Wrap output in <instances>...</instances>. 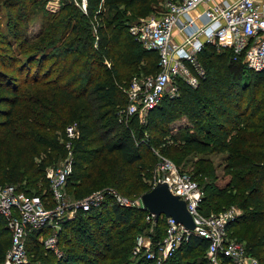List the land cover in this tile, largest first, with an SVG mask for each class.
I'll return each mask as SVG.
<instances>
[{"label": "trees", "instance_id": "16d2710c", "mask_svg": "<svg viewBox=\"0 0 264 264\" xmlns=\"http://www.w3.org/2000/svg\"><path fill=\"white\" fill-rule=\"evenodd\" d=\"M0 1L10 13L18 6L12 17L8 15L7 32H0V102L6 106L0 109V131H5L0 144L2 178L9 177L18 182L25 179L26 185H31L35 192L39 190L37 181L45 166L57 159L56 152H64L56 131L63 132L70 120L75 121L79 132L73 140L72 172L67 179L68 187L75 186V198L89 194L102 181L103 171L94 180H90L89 175L97 170L103 154L115 153L128 167V176L133 177L126 192L130 195L135 194V189L141 192L147 189L138 172L142 165L149 169L154 162V148L172 158H177L182 148L225 153L223 171L229 175V181L223 187L205 183L201 209L204 213L217 212L236 203L243 212L228 222L227 230L245 241L248 253L258 256L264 264V71L245 68L240 61L232 59L229 48L206 44L197 55L206 71L198 87L194 89L177 80L179 96L165 95L148 111L175 105L185 94L192 95V99L184 96L182 100L187 104H182L181 109L186 113L192 131L185 126L183 135H175L167 126L151 128V114L145 124L139 122L137 114L120 118L118 110L128 101L122 87L133 76L136 64L142 59L155 58L153 67L149 66L153 71L157 69L158 60L154 50L138 47L128 32V25L119 17L104 20L103 12L98 8L101 0H87L86 12L68 0L62 1L55 13L43 8L47 23L39 36L45 38L38 45L29 47V54L23 61L14 53L16 49L12 43L21 38L17 47L23 48L31 38L20 29L28 17L27 6L35 5L37 0L22 4L19 0ZM104 1L109 2L107 7L110 9L118 2ZM121 1L132 2V8L146 16L157 0ZM44 3L45 0H41L37 8ZM119 12L122 15L125 8ZM32 13L34 10L30 11ZM84 18H87V24L82 21ZM97 19L103 22L94 25ZM89 23L94 25V34ZM34 49L36 52L32 51ZM148 130L153 134L151 131L148 134ZM146 133L148 141L144 140ZM3 142L8 143L5 149L17 144L18 154L3 153ZM36 156L41 157L38 164L34 162ZM201 160L196 172L213 178L212 164ZM136 162L138 171H131V165ZM123 178L119 174L117 181L121 183ZM144 214L142 208L123 207L106 197L101 204L88 210L80 209L74 218L60 222L56 240L63 256L57 257L53 250L37 241L43 229L30 230L26 246L41 264H154L143 256L131 261L128 258L135 242L132 233L139 228ZM161 220L163 218L159 217L157 222L162 227ZM0 233L2 260L10 243V233L1 217ZM162 233L163 228L157 236ZM207 245V239L192 234L167 258V264H183L184 253L204 252ZM205 261L201 258L185 264H205ZM220 264L235 263L221 256Z\"/></svg>", "mask_w": 264, "mask_h": 264}, {"label": "built area", "instance_id": "2783aa9c", "mask_svg": "<svg viewBox=\"0 0 264 264\" xmlns=\"http://www.w3.org/2000/svg\"><path fill=\"white\" fill-rule=\"evenodd\" d=\"M128 32L144 48L154 50L158 61L154 73L141 78L132 76L123 88L128 101L120 110L126 116L137 114L140 118L153 109L163 96H177V80L197 87L206 76L205 68L197 57L206 44L229 48L232 59L240 61L245 68L264 71V0H164L160 11L130 23ZM105 63L109 65L106 60ZM64 135L68 156L59 167L45 168L46 178L50 180L51 203L46 197L17 191L13 185H0V217L10 233L3 264H31L24 239L30 230L44 226L51 230L50 237L39 238V242L61 257L63 254L56 245L60 222L74 218L80 209L88 210L101 204L106 197H111L123 207L142 208L146 222L158 220L143 207L140 196L129 199L111 188L67 201L65 184L72 172V141L79 135L76 124H67ZM159 168L166 173L153 177L151 185L165 182L172 194L184 200L194 227L188 229L172 217L163 216L161 239L151 242L139 235L134 254H144L155 264H160L172 256L183 241L195 234L208 240L205 264H220L221 256L228 257L235 264L257 263L236 240L227 236V224L236 210L206 216L200 214L198 203L202 195L197 183L187 175L177 173L165 158Z\"/></svg>", "mask_w": 264, "mask_h": 264}, {"label": "rangeland", "instance_id": "374dc122", "mask_svg": "<svg viewBox=\"0 0 264 264\" xmlns=\"http://www.w3.org/2000/svg\"><path fill=\"white\" fill-rule=\"evenodd\" d=\"M19 1H20V4L28 2V1L32 2V0H19ZM62 1H64V0H45L44 6H43V4H41L40 7L37 8L38 3L41 2V0H37L34 2L35 5L32 4V6L29 5L30 7L27 6V11L25 13H27L28 17H26L27 19L25 21H23V23L21 24L22 28L20 29V31L24 35H28L31 38H29V41L24 45L23 48L17 47V43L21 38L17 39L16 43L14 41L12 43L13 48L16 49V51H14V53L16 55L18 54V57L22 61L24 60L26 55L29 54V51H30V50L28 51L29 47L36 46L35 45L36 43L38 45L45 38L43 35L39 36L41 29L43 28L45 30V28H46L44 23H47L46 15L43 14V8H45L48 12L55 13L58 11L59 7L61 6ZM68 1H72L75 4V6L78 7V9H80L82 12H86L87 0H68ZM117 1L118 2L115 3V7L110 9L107 7L109 2L106 3V1L101 0V5H99L98 8H100L101 12H103V15H104L103 17H105L104 20L119 17L123 23H125L126 25H129L130 23H133V22L137 21L140 17H142L139 10H136V9L134 10L132 8V6H131L132 2L125 4L121 0H117ZM141 1H143V0H134L133 3H136V2L141 3ZM163 1L164 0H157L155 3H153L152 4V10H150L148 15L151 13H157L158 11H160L162 9V2ZM139 6H140V4L138 5V7ZM17 8H18V6H15L11 10L12 12L10 13L8 10V7L6 8L4 6V3L2 1H0V32H2V33L7 32L8 15H10L12 17L13 14L17 11ZM123 8H125V12L122 15H120L119 10H121ZM32 10H34L35 13L30 14V11H32ZM116 13H118V14H116ZM113 20H115V19H113ZM82 21H84L87 24V18L82 19ZM96 22H95L96 24H94V25H98V23H102L103 21H102V19L101 20L97 19ZM89 25H91L92 32L94 34L95 33L94 32L95 31L94 25H92L90 23H89ZM46 31H47V29H46ZM23 34H19V35H23ZM8 37L11 38L10 35H8ZM133 39H134V37H133ZM137 43L139 44V46H138L139 48L148 51V49L144 48L142 44H140L139 42H137ZM32 51L36 52V49H34ZM138 51H139V49H138ZM20 53H22L21 56L19 55ZM155 60H156L155 58H150L149 60L142 59V61L140 63L138 62V64H136V70L134 71L133 76L141 78V76H145V75H149L150 73H154L156 70L151 71V68L155 64ZM152 61H154V62H152ZM146 63H148V64L150 63V64L146 65ZM150 65H152L151 68H149ZM143 66L145 68H143ZM8 72H9V74H12V73H10V71H8ZM129 82H130V80L127 83H125V86L128 85ZM125 86L122 87V90ZM197 87H193V88L195 89ZM27 88H32V87H27ZM179 94H180V90L178 89V95L177 96H179ZM184 96H189L191 99L193 98V96L189 95V94H187V95L185 94ZM184 96L180 100H178L175 103V105L171 104L170 106H167L166 108H161V110H160V107H157L156 109L152 110L151 113H148V112L143 113L140 118L137 116L139 119V122H142L143 124H145L149 120L148 116L151 114L150 115L151 120H152L150 123L151 128H153L155 126H157V127L158 126H161V127L167 126L168 129L170 130V133L175 134V135L182 133L181 135H183L184 127L188 126L189 131L191 132L192 131L191 128H193V127H192V125H190L186 113L181 111V109L183 107L182 104H187L186 101L183 102V100H182L184 98ZM197 96H198V93H197ZM190 106L194 107L195 103H192V104L190 103ZM5 108H6V106L0 102V109H5ZM190 109H192V107ZM118 114L120 115V118L121 117L125 118L129 115L128 114L126 116V114L121 113L120 109L118 110ZM0 120H1V118H0ZM70 121L71 122L69 124H76L74 120H70ZM150 131L153 134L152 130H148V132L147 131L146 132L149 134V133H151ZM4 132L5 131H0V144L2 142V138H4V135H5ZM56 133L58 136L57 138L59 140V143L63 144L64 152L63 151H61L60 153L56 152L57 159L55 161H53L52 163L47 164L45 166V168L52 167L55 169V168L59 167L62 164L65 157L68 156V152L64 146V138H63V137H65L64 130H63V132H60L57 130ZM147 133L144 136V140H146V141H148V134ZM169 141H170V139H168V142ZM150 142H152V141H150ZM72 144H73V141H72ZM7 145H8V143L5 144L3 142V147H4L3 153H5L4 151H6L7 154L11 153L14 156H16L19 152V146L17 144H14L12 147L5 149L7 147ZM0 148H1V146H0ZM153 151H154V155H155L154 162L151 163V165L149 166V169H145V166L142 165L141 168H139L140 172H138V174L140 176L139 177L140 180L144 183V185L148 186L147 189H145V191L149 190L152 187L151 181H152L153 177L160 176V175L166 173V172H162L159 168L160 162H162L164 158L169 160L172 167L176 170L177 173L185 174L188 177H190L192 180H194L195 183H197L198 189L200 190L201 195H202L201 199L203 197V187H204L205 183L208 182V183L215 184L218 187H223V186H225L227 181H229V175L225 174V172L223 171V159H224L225 153H215V152L204 153V152H198V151L193 150L191 148H186V149L182 148L181 152L177 153V158H172V157H168V156L164 155V153L160 152L158 148H154ZM72 157H73V153H72ZM200 159L208 160L212 164L213 173H214L213 178L210 179L209 177H206L207 176L206 174L198 173V171L196 172V170L198 168V161ZM40 160H41L40 156H38V157L36 156L34 158V162L36 164H38L40 162ZM201 161L199 163V166L202 165ZM137 163L138 162L133 163L131 165V167L129 166L131 168V171L132 170L138 171ZM21 166L24 169L25 166L23 164ZM45 168H44V173H41V175L38 178L37 184H38L39 190H37L36 192H35L36 189H34L31 185H29V184L26 185L25 179L21 182L20 181L18 182V181H15L9 177L8 178H2V176H0V185H13L17 191H22V192H24L30 196H33V195L37 196L38 195L40 197H46L47 200L51 203L52 193H51V190L49 189L50 180L48 178H46ZM127 168L128 167H126L123 163L120 162V160L118 159V157L115 153H112V154L107 155V156L105 154H103L99 159V165H98L97 170L94 173H90V175H89L90 180H94L95 178H97L99 176L98 173L100 171L104 172L103 178H101L102 181H100V183H97L94 186L95 189L93 188L94 190H92V192L97 191V190H103V189L106 190L107 188H111V189L115 190L116 192H118L120 195H122L126 198H129V199L137 198L138 196L141 197V194L145 191L141 192L140 189H135L134 190L135 194L127 195V193H126L127 188H129V186L132 182V178H133L132 175L128 176L129 170ZM70 174L68 175V177L70 176ZM119 174H121V176L124 177L123 178L124 180H122L121 183L119 182V180L117 181V177ZM68 177H67V179H68ZM127 177L129 179H127ZM198 178H199V180H198ZM67 179H66V184H65L66 193H67L66 200L72 202V200L76 199L73 196L75 186L73 185V186L68 187ZM76 182H79V180H77ZM86 182H88V178L86 179L85 183ZM22 186L24 188H21ZM67 187H68V189H67ZM201 199L198 203V212L204 216L209 215V214L224 213V212H227L228 210L234 209V210H236V214L230 220V221H232V220H235L243 212V210L236 203L232 202L230 205L221 208L217 212L212 211L209 213H204L201 209V205H202ZM133 207H135V206H133ZM160 217L163 218V215H161ZM163 220H161L162 221V227H161V224H158L157 221L154 223L146 222V219L144 217L140 222L139 228L135 230V233L134 232L132 233V234H135V239H134L135 242H136L137 237L139 235H143L144 240H150L151 242H152V240L156 241L158 239H161V237L163 236V233L159 237L157 235L159 234V232L161 234L162 228L164 226ZM41 228L43 229L44 232H42L40 234V236L37 237L38 242H39V240H38L39 238H42V240H43L44 238L50 237L51 230L46 226L41 227ZM234 228L237 229L238 227H234ZM159 230H161V231H159ZM1 234L2 233H0V237H1ZM227 236L229 238L236 240V242L242 246L244 251L247 254H249L247 249H246L245 241L238 239L235 236H232L229 232V229L227 232ZM135 242H134V245H135ZM24 243H25V247H26V251H27V256H28V259L31 262V264H41L40 260L33 257L34 256L33 251L27 249L26 238L24 239ZM56 245H57V248L64 255L62 248H59L57 243H56ZM134 245H133V247L131 246L130 251L128 252L129 260L130 261L136 260V258H138L140 256H143L146 258V256H144V254H134ZM43 247H45V246L43 245ZM249 255L253 256V258L257 262L256 264H263L258 256L252 255V254H249ZM183 256H184L183 257V264H185V262L198 261L201 258H205L206 253H205V251L203 252L202 250H198V251H192L189 253H184ZM146 259L154 262L152 259H149V258H146ZM167 262H168V260L164 259L160 264H167ZM0 264H3V259L0 260Z\"/></svg>", "mask_w": 264, "mask_h": 264}, {"label": "water", "instance_id": "95a60500", "mask_svg": "<svg viewBox=\"0 0 264 264\" xmlns=\"http://www.w3.org/2000/svg\"><path fill=\"white\" fill-rule=\"evenodd\" d=\"M143 207L154 214L157 220L161 215L172 217L188 229L194 227L192 216L187 211L184 200L172 194L165 182H158L141 194Z\"/></svg>", "mask_w": 264, "mask_h": 264}]
</instances>
